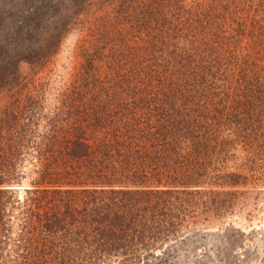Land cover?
<instances>
[{"label":"trees","instance_id":"trees-1","mask_svg":"<svg viewBox=\"0 0 264 264\" xmlns=\"http://www.w3.org/2000/svg\"><path fill=\"white\" fill-rule=\"evenodd\" d=\"M8 20L0 93L23 113L0 116V264H146L235 205L185 189L248 180L205 112L230 89L244 112L262 99L264 0H26ZM69 35L79 61L54 87L39 74ZM21 159L36 179L19 203Z\"/></svg>","mask_w":264,"mask_h":264},{"label":"rangeland","instance_id":"rangeland-1","mask_svg":"<svg viewBox=\"0 0 264 264\" xmlns=\"http://www.w3.org/2000/svg\"><path fill=\"white\" fill-rule=\"evenodd\" d=\"M25 1L0 0V21L2 25L4 24L0 28V35L2 29L8 24L9 17L11 18L17 11L19 12L21 4ZM91 17L92 15L89 16V19ZM83 36L84 34H82ZM75 41V36L69 35L61 45L59 52L44 61L46 62L45 67L39 77L47 75L50 70H53L51 79L52 82L54 81V87H57L60 78L66 79V72L70 70L73 72V68L79 61L76 58ZM257 63L256 74L264 88V63ZM103 76V72L100 73V77L103 78ZM232 90H227L228 97L224 104L217 106L216 117L213 118L215 123L210 120L214 111L206 109V120H209L206 122V126L216 124L209 128L211 133L215 134L213 136H216L217 141L222 142V145L227 141L230 143L228 149H231L228 150L227 155L234 154L235 159H233L234 162L227 160L225 173H231L234 170L237 173L245 174L248 180L245 185L234 187H210L207 184H202L199 187L185 189L188 192L212 191L220 193L221 199L230 196V198H234L235 205L226 212H221L222 216L219 218H214L216 220L212 225L206 224L203 217L196 219L199 221L196 225L185 227L178 234L177 240L171 245L169 244L168 248L164 244L161 250L154 251L153 256L145 259L146 264H264V94L259 102L253 99L252 107L249 106V109H245L244 112L239 103H247V99L239 101L240 98L235 94L238 91ZM11 95L12 93L8 95H5V92L0 93V116L6 110L17 116L23 113L22 106L12 112L11 106L15 99ZM20 122L22 123L21 120ZM151 124H153V120ZM246 126L251 129L248 128L247 135L256 136V140L252 144L250 140L245 141L238 136L245 135L243 129ZM38 132H40L39 129ZM248 142L250 143L248 144ZM224 154L225 152L215 153L211 167L222 168L219 161ZM247 158L254 162H248ZM20 167L21 183L9 187L13 190V196L19 203L24 199V190L31 186L29 184L31 180L36 179L31 174L33 168L27 160L21 159ZM231 194L234 195L231 196ZM8 212L10 211L8 210ZM18 213L19 211L14 209L12 217ZM216 213L212 212L213 217Z\"/></svg>","mask_w":264,"mask_h":264}]
</instances>
